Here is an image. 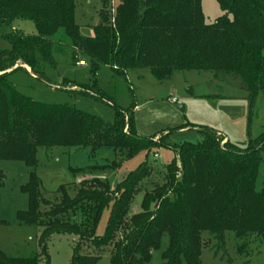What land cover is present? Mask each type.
<instances>
[{
  "label": "trees",
  "instance_id": "trees-1",
  "mask_svg": "<svg viewBox=\"0 0 264 264\" xmlns=\"http://www.w3.org/2000/svg\"><path fill=\"white\" fill-rule=\"evenodd\" d=\"M217 1L223 15L207 23L201 0H120L113 12L110 0H102L101 22L93 36L85 37L74 21L76 0H0V28L12 29L16 21H30L36 27L34 35L17 31L4 35L11 48L0 51V161H21L31 169L22 187L30 207L18 213V220L42 229L38 254L11 257L0 249V264H49L47 244L55 234L77 236L70 264H98L106 251L110 264H150L152 251L160 248L165 234L169 246L162 264H203L204 233L214 237L224 253L226 232L241 241L264 237V187L258 186L264 143L244 153L221 150L222 134L188 122L137 137L125 132L127 114L136 132L130 110L115 107L114 121L107 122L68 105L37 102L10 80L22 70L34 80L49 83L47 68L56 65L55 58L62 52L53 37L62 30L90 62L95 85H83L86 94L101 96L96 76L102 69L124 76L146 68L159 83L194 70L242 89L252 111L258 94L264 96V0ZM18 63L29 67L31 74L15 68ZM187 128L200 133L203 141L177 144L171 140ZM156 138L158 142L153 141ZM54 147H108L121 161L142 151L148 157L153 150L167 149L175 158L165 167L164 183L147 190L141 211L130 215L134 197L152 176L148 159L115 190L93 177L81 181L75 198L62 190V200L51 203L44 198L34 169L37 150ZM118 166L113 163L101 169ZM4 178L0 170V186ZM110 204L106 233L97 236Z\"/></svg>",
  "mask_w": 264,
  "mask_h": 264
},
{
  "label": "rangeland",
  "instance_id": "rangeland-1",
  "mask_svg": "<svg viewBox=\"0 0 264 264\" xmlns=\"http://www.w3.org/2000/svg\"><path fill=\"white\" fill-rule=\"evenodd\" d=\"M119 1L110 0L111 12L118 6ZM201 6L207 23H213L223 15L217 0H201ZM101 10L102 0H76L74 21L80 27L82 36H93L94 27L101 22ZM6 31L34 35L36 27L30 21H16L12 29L0 28V51L11 48L10 42L4 37ZM53 40L62 52L55 58L56 65L47 68V75L51 80L49 83L34 80L22 70L15 72L10 78L21 93L33 100L51 105H68L107 122L114 121L116 108L132 112L135 110L133 116L136 132L130 127L129 114L124 115L127 123L125 132L134 133L137 137L149 136L150 132L145 128L149 119L155 120L154 127L160 129L164 125H169L166 126L168 128L175 127L180 124H177L178 121H184L183 124L188 122L208 127L227 136L234 145L227 146L228 140L224 139L219 142L218 147L221 150L244 153L262 147L264 139L259 140L264 134L262 93L258 94L251 111L246 92L236 86L215 81L209 72H178L171 79L159 83L149 69L141 68L124 76L102 69L96 76V88L101 91V96H91L81 89L83 85H95L89 60L73 48L70 39L62 30ZM73 56L75 57L72 58ZM75 58L77 61L83 60L85 65L76 66ZM21 66L25 68L22 64L18 67ZM172 99L176 103H172ZM143 115L144 120H141ZM203 139L196 131L178 132L171 138L177 144H197ZM153 141L158 142V139ZM260 155L262 162L258 171L259 188L264 187V150ZM174 158L175 153L167 149L153 150L148 157L147 151H142L121 161L117 153L108 147L96 150L39 148L34 173L41 182L44 198L51 203H59L63 196L62 190L70 198H75L81 181L93 177L104 180L111 190H115L124 178L148 159L152 176L142 184L134 197L130 208L132 215L141 211L144 193L157 184L164 183L165 167ZM113 163L119 166L115 169H101ZM0 170L5 176L0 186V249L11 257L34 256L40 252L39 238L42 229L21 224L18 220V213L27 211L30 207L29 198L22 192V187L28 183L31 169L24 162L6 160L0 161ZM110 215L111 204L102 214L97 236L105 235ZM77 240L74 234L53 235L47 244L49 264H70ZM203 242V264H264V237L254 235L241 241L233 232H226L225 253L218 250V241L207 233L203 234ZM168 246L169 236L165 234L160 248L152 251L150 264H162V254ZM98 264H110L108 251L103 253Z\"/></svg>",
  "mask_w": 264,
  "mask_h": 264
},
{
  "label": "crops",
  "instance_id": "crops-1",
  "mask_svg": "<svg viewBox=\"0 0 264 264\" xmlns=\"http://www.w3.org/2000/svg\"><path fill=\"white\" fill-rule=\"evenodd\" d=\"M20 63H18L17 65H16V67L15 68H18V66H20L19 65ZM22 67V66H21ZM25 69L28 71V73L29 74H31V70H30V68L29 67H27V66H25ZM182 109V108H181ZM135 111V110H134ZM134 111H133V113H134ZM144 116L145 115H143L142 117H141V120L143 119L144 120ZM146 120V119H145ZM146 122H148V126H146L145 128H146V130L148 131V132H150V134H149V136L150 135H152V134H154V133H156V132H158L159 130H156V129H160V127L158 128V127H154L155 126V120H153V119H149L148 121H146ZM184 122V121H183ZM183 122H177V124H179L178 126H184V125H186V123H184L183 124ZM182 123V124H181ZM171 125V124H170ZM173 125V124H172ZM166 126H169V125H166ZM165 125L164 126H161L162 128L161 129H165V128H168V127H166ZM178 126H175V127H178ZM160 129V130H161ZM188 131H193V130H190L189 128H187V129H185V130H183L182 132H188ZM147 132V133H148ZM220 133V132H219ZM220 134H222V133H220ZM224 137H225V139L226 140H228V141H230L229 139H228V137L227 136H225L224 134H222Z\"/></svg>",
  "mask_w": 264,
  "mask_h": 264
},
{
  "label": "built area",
  "instance_id": "built-area-1",
  "mask_svg": "<svg viewBox=\"0 0 264 264\" xmlns=\"http://www.w3.org/2000/svg\"><path fill=\"white\" fill-rule=\"evenodd\" d=\"M85 65V62L83 60H78L76 62V66H84ZM172 103H176V100L175 99H172L171 100Z\"/></svg>",
  "mask_w": 264,
  "mask_h": 264
}]
</instances>
